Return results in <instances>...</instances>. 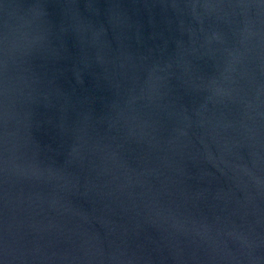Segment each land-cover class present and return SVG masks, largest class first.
Listing matches in <instances>:
<instances>
[{"label": "water", "instance_id": "1", "mask_svg": "<svg viewBox=\"0 0 264 264\" xmlns=\"http://www.w3.org/2000/svg\"><path fill=\"white\" fill-rule=\"evenodd\" d=\"M0 264H264V0H0Z\"/></svg>", "mask_w": 264, "mask_h": 264}]
</instances>
